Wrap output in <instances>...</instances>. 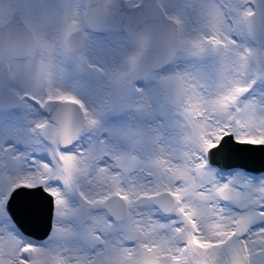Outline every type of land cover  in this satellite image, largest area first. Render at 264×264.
Returning a JSON list of instances; mask_svg holds the SVG:
<instances>
[{
  "label": "snow or ice",
  "instance_id": "snow-or-ice-1",
  "mask_svg": "<svg viewBox=\"0 0 264 264\" xmlns=\"http://www.w3.org/2000/svg\"><path fill=\"white\" fill-rule=\"evenodd\" d=\"M252 149L264 0H0V264H264Z\"/></svg>",
  "mask_w": 264,
  "mask_h": 264
},
{
  "label": "water",
  "instance_id": "water-1",
  "mask_svg": "<svg viewBox=\"0 0 264 264\" xmlns=\"http://www.w3.org/2000/svg\"><path fill=\"white\" fill-rule=\"evenodd\" d=\"M235 162L246 165L249 170L264 169V151L258 149L248 150L246 154L241 156ZM14 208L20 218L24 219L22 203L18 202L14 205ZM36 222H39V224L36 225ZM31 226L33 231L42 236L48 226L47 214L41 216L38 221H34Z\"/></svg>",
  "mask_w": 264,
  "mask_h": 264
},
{
  "label": "rangeland",
  "instance_id": "rangeland-1",
  "mask_svg": "<svg viewBox=\"0 0 264 264\" xmlns=\"http://www.w3.org/2000/svg\"><path fill=\"white\" fill-rule=\"evenodd\" d=\"M5 6H7V0H5Z\"/></svg>",
  "mask_w": 264,
  "mask_h": 264
},
{
  "label": "bare ground",
  "instance_id": "bare-ground-1",
  "mask_svg": "<svg viewBox=\"0 0 264 264\" xmlns=\"http://www.w3.org/2000/svg\"><path fill=\"white\" fill-rule=\"evenodd\" d=\"M39 224V222H36V225Z\"/></svg>",
  "mask_w": 264,
  "mask_h": 264
}]
</instances>
